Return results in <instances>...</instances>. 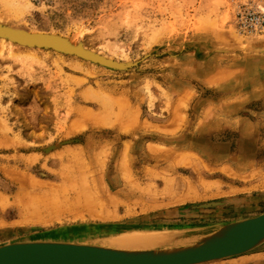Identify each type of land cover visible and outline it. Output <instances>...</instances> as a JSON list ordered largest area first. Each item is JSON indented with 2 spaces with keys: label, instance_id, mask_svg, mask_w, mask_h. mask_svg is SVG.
Returning a JSON list of instances; mask_svg holds the SVG:
<instances>
[{
  "label": "rangeland",
  "instance_id": "1",
  "mask_svg": "<svg viewBox=\"0 0 264 264\" xmlns=\"http://www.w3.org/2000/svg\"><path fill=\"white\" fill-rule=\"evenodd\" d=\"M246 2L0 0L1 28L94 57L0 34V246L180 247L263 214L264 34L236 30ZM259 249L208 264H263Z\"/></svg>",
  "mask_w": 264,
  "mask_h": 264
},
{
  "label": "water",
  "instance_id": "2",
  "mask_svg": "<svg viewBox=\"0 0 264 264\" xmlns=\"http://www.w3.org/2000/svg\"><path fill=\"white\" fill-rule=\"evenodd\" d=\"M3 35L23 45L84 56L82 50L70 46L61 37L62 44L48 36L22 39L8 30ZM263 243L264 213L224 224L199 236L193 244L180 247L122 249L68 241L12 243L0 247V264H208L246 254Z\"/></svg>",
  "mask_w": 264,
  "mask_h": 264
},
{
  "label": "bare ground",
  "instance_id": "3",
  "mask_svg": "<svg viewBox=\"0 0 264 264\" xmlns=\"http://www.w3.org/2000/svg\"><path fill=\"white\" fill-rule=\"evenodd\" d=\"M7 30H8V33H11L12 35H16L17 37L22 38V39L29 38L28 36H33V37L34 36H36V37L37 36H48V37L54 38L56 41H59L60 44H62L61 41H60V39H59L60 38L59 36L52 35V34H47V33H30V32H26V31L14 30V29H9V28H5L4 29V28H1L0 27V34L3 35V32H5ZM70 46H73V45L70 44ZM82 53L84 54V56L86 55L87 58H89V59H92L93 58L94 59V57L92 55H90V52H87L85 50L84 51L82 50ZM121 136H124V134L121 135ZM68 142H70V141H68ZM165 239H166L165 236H162V234L158 235V234H153V233H147V234L144 233V234L130 235V236L125 237V238H116L115 241H114V243L117 246H120V247H123L124 246V247H131V248H134V247L135 248H147V247L149 248V247H154L156 245H160V244L164 243L165 241H167ZM32 242H34V241H32ZM16 243H20V242H16ZM10 244H12V243H10ZM5 245H7V244H5ZM0 247H2V246H0Z\"/></svg>",
  "mask_w": 264,
  "mask_h": 264
},
{
  "label": "built area",
  "instance_id": "4",
  "mask_svg": "<svg viewBox=\"0 0 264 264\" xmlns=\"http://www.w3.org/2000/svg\"><path fill=\"white\" fill-rule=\"evenodd\" d=\"M234 23L243 36L264 34V0H247L238 8Z\"/></svg>",
  "mask_w": 264,
  "mask_h": 264
},
{
  "label": "crops",
  "instance_id": "5",
  "mask_svg": "<svg viewBox=\"0 0 264 264\" xmlns=\"http://www.w3.org/2000/svg\"><path fill=\"white\" fill-rule=\"evenodd\" d=\"M258 248H261V249H259V251L254 253L252 255V257H254V258H262V260H264V243L261 246L257 247L256 249H254V250H258ZM263 264H264V262H263Z\"/></svg>",
  "mask_w": 264,
  "mask_h": 264
}]
</instances>
